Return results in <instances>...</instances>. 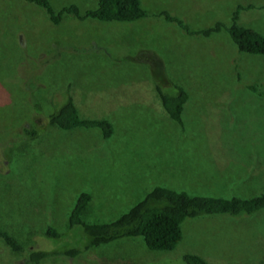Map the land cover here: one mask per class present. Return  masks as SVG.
Segmentation results:
<instances>
[{
  "label": "rangeland",
  "instance_id": "1",
  "mask_svg": "<svg viewBox=\"0 0 264 264\" xmlns=\"http://www.w3.org/2000/svg\"><path fill=\"white\" fill-rule=\"evenodd\" d=\"M49 1L56 10L77 4L85 11L99 0ZM141 2L149 14L141 21L67 16L59 30L40 6L0 0V226L25 237L32 248L55 245L42 232L52 225L65 233L84 190L92 192L94 220L117 218L155 183L228 199L264 192V55L240 52L225 30L187 35L154 16L166 10L196 32L218 22L231 25L239 6L254 5L240 13L239 24L264 34V0ZM27 54L37 56L34 72L26 67ZM44 65L51 71L38 73ZM162 66L190 94L183 127L157 97L151 76L161 80ZM6 68L14 74L7 77ZM29 77L34 88L70 89L84 117L114 124L112 138L98 129H52L44 135L50 138L44 149L33 145L10 165L4 152L11 142H21L20 124L44 119L27 108ZM186 254L211 264H264V209L189 219L172 251L150 250L142 238H125L78 258L54 256L41 264H188ZM25 259L0 243V264H25Z\"/></svg>",
  "mask_w": 264,
  "mask_h": 264
},
{
  "label": "trees",
  "instance_id": "2",
  "mask_svg": "<svg viewBox=\"0 0 264 264\" xmlns=\"http://www.w3.org/2000/svg\"><path fill=\"white\" fill-rule=\"evenodd\" d=\"M25 1L43 8L48 15L49 22L56 25L59 30L62 29L61 23L67 16H73L81 21L92 18L101 22L133 23L146 19L149 15L143 8L141 0H99L96 8L85 11L77 4L56 10L49 0ZM254 7V5L239 6L233 14L231 25L218 22L211 28L196 32L190 31L189 24L182 18L174 16L166 10H160L154 16L164 20L165 23L177 25L187 35L200 34L209 37L225 30L230 34L240 52L264 55V34L239 24L240 13ZM0 34L2 36L1 28ZM26 59L28 60L26 67L34 72L36 70L34 62H36L37 56L27 54ZM54 59L58 58L55 56ZM159 63L163 65L162 61ZM51 64L52 62H47V65L50 66ZM47 65L41 66L38 73L50 72L51 68ZM162 68L163 77L161 80L158 81L156 75L155 77L151 76L153 83H155L157 97L169 118L183 127V114L185 105L190 100V94L182 83L170 79L171 77L165 67L162 66ZM11 74H14V71L6 68L7 77ZM238 77L240 80L243 78L241 74ZM27 81L28 102H30L27 108L30 107V111H34L37 116H43L44 119L41 124L38 123L39 125L35 120L27 123L28 127L24 123L20 124L18 137L21 136V142L19 144L11 142L10 146H6L4 152L10 165H12L17 154H24L31 150L33 145L40 144V148L44 149V146L50 142V138H44V135H51L52 129L58 132L98 129V132L105 139H110L114 135L115 126L108 119L86 118L82 115L70 89L65 87L62 91L61 89L58 90L60 92H51L42 85L39 88H34L31 77ZM249 88L255 92H258L259 89L257 86H250ZM48 92L49 94L46 96ZM260 94L264 96V91ZM1 132L2 129H0V134ZM155 184L149 188L142 199H138L126 212L113 220H94L91 218L90 203L93 200V195L87 190L82 191L68 215L70 230L76 229L78 231H69L68 228L65 233H61L56 227L48 225L42 235L55 243L50 248L45 249L39 246L32 248L24 242L25 237L13 236L5 226H0V243L4 244L12 253L17 255L23 253L26 258L25 264H41L51 257L61 255L78 258L89 253L93 248L125 238H142L150 250L172 251L182 242L183 225L189 219L219 214L239 216L241 214H254L264 209V192L252 198L232 197L228 199L192 194L187 190H176ZM185 261L188 264H211L204 257L192 254H186Z\"/></svg>",
  "mask_w": 264,
  "mask_h": 264
}]
</instances>
